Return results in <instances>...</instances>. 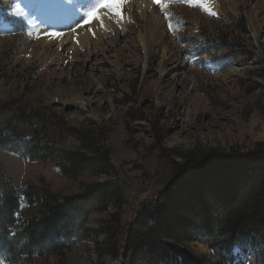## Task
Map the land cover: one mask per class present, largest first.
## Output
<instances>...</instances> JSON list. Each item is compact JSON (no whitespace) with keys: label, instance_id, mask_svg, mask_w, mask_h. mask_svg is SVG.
Here are the masks:
<instances>
[{"label":"rangeland","instance_id":"374dc122","mask_svg":"<svg viewBox=\"0 0 264 264\" xmlns=\"http://www.w3.org/2000/svg\"><path fill=\"white\" fill-rule=\"evenodd\" d=\"M39 1L0 0V128L15 138H32L75 153H89L90 138L93 145L108 147L111 168L107 173L91 168L67 174L55 160L37 161L0 149L3 173L20 195L21 220L15 228L38 214L24 195L29 184L62 199L98 183H114L121 204L114 199L106 210L94 212L86 225L88 236L45 255L24 256L20 263L115 264L105 245L110 237L104 227L114 224L117 215L125 232L146 206L180 180V151L212 147L247 152L264 144V0H224L223 9L218 0H209L214 2L209 7L204 0H159V13L145 28L134 20L119 22L120 43L130 44L128 49L115 48L103 68L98 98L113 105L103 112H98L97 97L88 89L89 68L48 69L44 47L35 44L36 36L29 40L36 30L26 21L25 10L36 19ZM80 1L67 0L61 6L68 12L81 6L93 10L100 4ZM16 3L22 15L8 13ZM175 72L176 78L167 76ZM77 97L86 98L81 108L60 104ZM21 109L30 115L25 123L16 117ZM206 195L218 208L214 194ZM163 242L203 258L204 264L221 261L199 239ZM233 256L225 264H260L246 244ZM2 257L0 253V264H13ZM125 264L160 263L134 249Z\"/></svg>","mask_w":264,"mask_h":264},{"label":"trees","instance_id":"16d2710c","mask_svg":"<svg viewBox=\"0 0 264 264\" xmlns=\"http://www.w3.org/2000/svg\"><path fill=\"white\" fill-rule=\"evenodd\" d=\"M29 116L26 109L16 114L23 123ZM6 131L0 128V149L32 160H55L67 174L91 168L107 173L111 168L108 147L93 145L90 138L89 153H75L36 139L15 138ZM178 155L183 159L180 180L146 206L125 232L117 215H113L115 225L111 222L113 225L104 227L110 237L105 245L115 264H125L134 249L143 257L158 258L160 264L205 263L203 258L163 242L170 238L203 241L220 257L216 264L233 261L235 249L246 244L264 264V144L247 152L211 147L180 151ZM208 192L214 194L218 208L208 201ZM24 195L38 214L24 219L16 229L21 220L20 195L0 163V253L13 264H21L24 256L45 255L88 236L86 225L94 212L106 210L114 199L121 204L117 186L107 182L62 199L29 184Z\"/></svg>","mask_w":264,"mask_h":264},{"label":"bare ground","instance_id":"6f19581e","mask_svg":"<svg viewBox=\"0 0 264 264\" xmlns=\"http://www.w3.org/2000/svg\"><path fill=\"white\" fill-rule=\"evenodd\" d=\"M66 1L40 0L36 19L33 18L31 11L25 8L26 21L32 26L31 29L36 30L33 37L30 34L28 38L31 40L36 36L35 44L44 47L42 56L48 69L77 68L78 65H81L82 68H89L92 78L88 89H90L93 98L97 97L94 99V103L98 112H103L113 107L111 101L98 98L102 92L99 84L103 76V68L111 62L110 54L115 48L128 49L130 44L126 41L121 45L120 40L123 37L118 23L122 21L127 24L134 20L136 26L145 28L154 20V14L159 13L161 5L157 0H127L120 6L121 11L118 13L115 0H99L100 4L97 3L93 10L87 7L91 4L88 3L86 6L88 9L81 10V6L77 7L76 11L68 10L67 12L66 7L61 6L65 5ZM211 3L214 2L207 0L208 7ZM217 3L218 5L220 3L222 9L227 4L224 0H218ZM89 12H94V15L89 16ZM8 13L13 14V11ZM83 55L85 57L82 58ZM123 68L124 72L129 73L128 68ZM167 76H171L173 79L176 78L177 73ZM72 78L67 77V80L70 81ZM82 99L86 98L77 97L65 100L60 104L63 107L81 108ZM188 122V119L183 120L184 124Z\"/></svg>","mask_w":264,"mask_h":264},{"label":"snow or ice","instance_id":"6c2138e0","mask_svg":"<svg viewBox=\"0 0 264 264\" xmlns=\"http://www.w3.org/2000/svg\"><path fill=\"white\" fill-rule=\"evenodd\" d=\"M116 4H117V12L119 13L121 11L120 6L123 5L124 3L127 2V0H115ZM157 2L159 3V0H157ZM205 2V7H207V0H204ZM13 14L14 15H22L23 14V9L21 8V5L19 3H16L14 8H13ZM89 16L94 15V12H89L88 13Z\"/></svg>","mask_w":264,"mask_h":264}]
</instances>
